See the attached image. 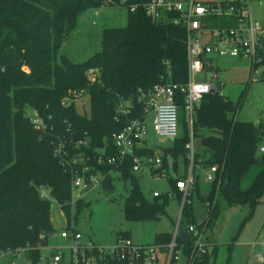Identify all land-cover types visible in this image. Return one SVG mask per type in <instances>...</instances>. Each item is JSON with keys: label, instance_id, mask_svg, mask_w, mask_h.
<instances>
[{"label": "trees", "instance_id": "obj_1", "mask_svg": "<svg viewBox=\"0 0 264 264\" xmlns=\"http://www.w3.org/2000/svg\"><path fill=\"white\" fill-rule=\"evenodd\" d=\"M112 1L120 2L0 0V253L4 256H15L25 250L32 262L37 261L49 235L56 232L50 219L52 201L41 198L42 187L49 188L57 205L69 213L71 176L55 159L52 139L59 131H65V122L78 134L87 133L92 147L98 148L125 126L123 118L115 120L116 95L129 98L139 90L153 89L166 80L167 68L171 73L168 82L178 86L188 82L186 31L170 22L154 23L148 19L142 5L149 0H127L123 5L128 13L127 26L103 32L99 55L78 66L59 54L78 17ZM132 6H137L135 12L130 11ZM95 68L101 69L102 76L98 83L91 85L86 73ZM252 82L250 77L236 103L220 93H211L196 107L193 125L195 189L192 202L185 205L182 215L188 224L195 223L192 212L195 200L208 205L207 218L200 225L208 229L221 215V207L214 201L216 193H220L229 209L249 205L245 221L252 218L264 196V155L261 158L257 155L264 136V123H245L237 119ZM84 86L89 90V114L79 113L75 104L66 108L61 105L70 87ZM176 95L183 136L173 142L172 148L164 150V167L160 173L168 170V156L173 161V171L178 169L179 157L187 164V170L189 167L186 144L190 128L184 119L183 96ZM28 109H36L46 119L51 118L54 129L50 134L43 135L34 129L26 116ZM196 141L200 143L198 150ZM137 154L152 156L155 153L144 149ZM211 166L218 167L217 179L204 200L198 189L200 175L195 168L207 170ZM254 168H258L255 178L243 189L244 178ZM104 171H119L123 179L131 182L124 207L128 220L159 221L166 215L168 194L147 200L141 192L139 178L132 172L131 159L119 168L106 167ZM179 180L176 177L169 180L178 202L181 195L176 183ZM111 181L109 175L102 186L112 190ZM78 204L80 209L89 206L85 201ZM187 225L183 222V229ZM119 235L130 238L128 233ZM170 238V233L160 234L155 242L168 243ZM185 245L189 251L188 242ZM200 259L199 264H215L213 251H207Z\"/></svg>", "mask_w": 264, "mask_h": 264}, {"label": "built area", "instance_id": "obj_2", "mask_svg": "<svg viewBox=\"0 0 264 264\" xmlns=\"http://www.w3.org/2000/svg\"><path fill=\"white\" fill-rule=\"evenodd\" d=\"M256 1L258 0H149L142 5L146 17L152 22L166 21L185 29L188 82L183 86L168 82L171 73L167 68L166 80L153 89L139 90L134 97L129 98L116 95L115 120L123 118L125 126L119 133H113L105 139L98 148L92 147V139L87 133L78 134L68 122H65V131H59L52 138L54 157L65 173L71 176L69 213L58 205L67 224L59 236L69 244L67 249L70 251L71 264H178L181 256L185 258L186 264H199L201 255L209 251V244L202 240L205 226L188 224L184 229L189 238H181L184 230L183 210L186 204L192 202L195 189V110L207 95L222 93L223 85L215 66L217 58L245 60L251 67V79L255 76L264 79V22L255 18L253 5ZM120 2L124 5L127 0ZM136 9L137 6H132L130 11L135 12ZM93 71L88 72L91 81L96 79ZM177 93L183 96L184 119L190 128V139L186 144L189 167L185 178L176 183L181 195L180 214L170 233V241L142 245L118 235L112 245H101L86 239L77 228L78 217L84 210L80 209L78 203L84 201L85 193L103 185L111 175L104 168H119L131 159L135 175L145 167L155 178L162 175L163 153L147 156L138 155L137 152L146 149L150 129L160 140H176L180 137ZM85 97L89 98L87 93H68L61 105L66 108L75 104L78 109L79 102L86 104ZM149 114H153L150 126L146 123ZM26 116L40 134H50L54 129L50 124L51 118L46 119L36 109H28ZM259 152L264 153V144L260 145ZM167 162L172 168L173 161L169 156ZM217 173L218 167L211 166L205 174V181L215 183ZM40 195L41 198L55 201L49 188L42 187ZM162 196L153 193V198ZM168 197L172 199L174 194L168 193ZM187 242L189 251L185 245ZM64 261V253L55 251L53 264H63ZM260 261H263V257Z\"/></svg>", "mask_w": 264, "mask_h": 264}, {"label": "rangeland", "instance_id": "obj_3", "mask_svg": "<svg viewBox=\"0 0 264 264\" xmlns=\"http://www.w3.org/2000/svg\"><path fill=\"white\" fill-rule=\"evenodd\" d=\"M121 1V0H120ZM200 2L217 1V0H198ZM255 18L258 21L264 22V0H258L253 5ZM128 13L123 8L121 2H108L104 7L99 9H89L83 12L76 21L74 30L69 35L68 40L62 45L60 55L65 56L72 64L81 65L102 51L103 32L107 29L125 28L127 26ZM216 70L219 69V80L223 84L221 96L228 100L238 102L243 91L246 90V82L250 77V64L245 60H239L230 57L217 58L215 61ZM93 74L96 75V81L89 80L90 84L98 83L100 76H102L101 69H93ZM210 76V75H209ZM86 77L89 78L88 72ZM67 93H89L88 87H70ZM85 103L79 102L78 112L81 114L88 113L90 110L89 98H84ZM237 119L245 123H264V79L253 77V82L249 85L247 94L244 98L241 109L239 110ZM147 125L152 124V118H148ZM183 136L182 126L180 137ZM149 144L151 147H156L157 150L164 152L174 146L173 142L164 139L160 140L156 137L153 131L150 132ZM264 144V136L262 142ZM196 149H200V143L196 141ZM261 158L264 154L257 153ZM178 173L173 169L164 170L159 178L151 176L147 167L143 168L137 177L140 180V187L143 196L150 201H153V193L165 195L173 194L172 187L169 183L170 178L177 175V179L184 177L187 164H183L182 157L177 159ZM199 173V192L207 200L210 192L211 183L205 181L206 171L198 170ZM258 168H254L244 178L242 188L247 189L252 183L257 174ZM112 190H106L102 185L85 193L84 201L89 205L83 210L77 220V228L86 239H91L97 244L112 245L119 234L128 233L130 239L136 244H147L155 241L156 233L171 232L173 221H177L180 214L179 202L172 198L166 208V215L162 216L159 221L148 222H132L128 220L124 207L125 201L131 191V182L123 179L119 171L111 173ZM218 201L221 207V215L215 222L212 229H206L203 233L202 240L209 244V251H213L214 244L211 243L213 239L218 242L217 231L215 225L221 230L222 235L228 236L231 234L234 226L239 225V222L244 216L232 219L235 215L243 214L245 211L241 207H236L233 210L232 217H228L227 206L222 201L220 193H216L214 201ZM264 211V207H258ZM192 212L194 218V225L199 227L207 218L208 205L206 202L195 200L192 205ZM225 219H223L222 217ZM51 223L56 231L54 236L49 237L47 245L41 249V258L32 262L28 258V253L25 250H20L15 256L0 253V264H46V259L50 264H53V254L55 251L64 253L65 261L63 264H71L70 251L68 242L60 238V233L66 229L67 224L62 212L59 210L56 201L52 202L51 208ZM185 225L188 224L186 217H183ZM238 224L236 221H238ZM226 221V222H225ZM237 224V225H236ZM235 230V229H234ZM234 234V233H233ZM212 240V241H213ZM222 260V257H221ZM178 264H186L185 258L180 257Z\"/></svg>", "mask_w": 264, "mask_h": 264}, {"label": "crops", "instance_id": "obj_4", "mask_svg": "<svg viewBox=\"0 0 264 264\" xmlns=\"http://www.w3.org/2000/svg\"><path fill=\"white\" fill-rule=\"evenodd\" d=\"M216 72L218 74L219 69H217ZM218 78H219V74H218ZM152 117H153V114H149L147 119L152 118ZM151 131L152 130L150 129L148 137H147V141L145 144L146 149L149 151L152 150V153L153 151L154 153H163L157 150L156 147L150 146L149 137H150ZM170 141L174 142L175 140L173 141L170 140ZM169 169H172V168H169ZM207 170H202V172L203 171L207 172ZM176 173H178V171ZM185 176L181 179H184ZM176 178H177V175H176ZM261 206L264 207V196L262 197L260 203L255 207L252 218H250L247 221L245 220L247 216L249 215L250 206L247 204L243 206H237V207L243 208L245 213L244 215L243 214L235 215L232 219H234L235 221L237 220L236 218H239L241 215L244 217L240 222L239 220L236 221L237 224L239 222V225L236 224L237 226H234L231 234H229L228 236L222 235L221 230L218 229L217 227V225H220V224L215 225L216 229L214 230L216 231L219 230L217 231L218 242H215L213 239H212L213 241L211 240V243L214 244L213 256H214L215 264H264V211H262L261 208H259L258 210L256 209ZM234 208L227 209V214H228L227 219L229 217H232L233 211H230V210H233ZM222 218L225 219L224 217ZM174 223L175 221H173V226H174ZM173 226H172V230H173ZM212 228H208V229H212ZM171 232L156 233L155 241L158 235L164 234V233H171ZM183 232H186L185 229L183 230ZM147 244H150V243H147ZM101 245H104V244H101ZM221 257H222V260H221ZM261 257H263V261H260Z\"/></svg>", "mask_w": 264, "mask_h": 264}, {"label": "water", "instance_id": "obj_5", "mask_svg": "<svg viewBox=\"0 0 264 264\" xmlns=\"http://www.w3.org/2000/svg\"><path fill=\"white\" fill-rule=\"evenodd\" d=\"M256 124V123H255ZM173 141V140H172ZM227 186V184L225 185V187ZM47 189V188H46ZM52 236H54V233H51L50 235H49V237H52ZM181 238L183 239V240H187L188 238H189V235H188V233L187 232H182V234H181ZM46 264H49V260L48 259H46Z\"/></svg>", "mask_w": 264, "mask_h": 264}]
</instances>
